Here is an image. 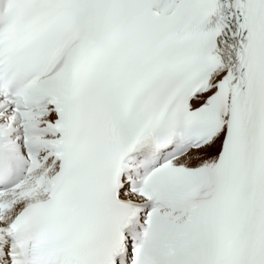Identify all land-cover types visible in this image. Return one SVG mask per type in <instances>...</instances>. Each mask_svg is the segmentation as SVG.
<instances>
[{
  "label": "snow or ice",
  "instance_id": "1",
  "mask_svg": "<svg viewBox=\"0 0 264 264\" xmlns=\"http://www.w3.org/2000/svg\"><path fill=\"white\" fill-rule=\"evenodd\" d=\"M0 264H264V0H0Z\"/></svg>",
  "mask_w": 264,
  "mask_h": 264
}]
</instances>
